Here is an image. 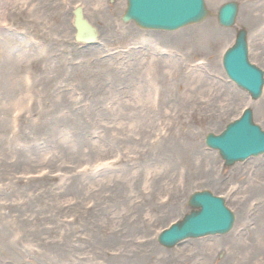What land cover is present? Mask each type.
<instances>
[{
  "label": "rangeland",
  "instance_id": "1",
  "mask_svg": "<svg viewBox=\"0 0 264 264\" xmlns=\"http://www.w3.org/2000/svg\"><path fill=\"white\" fill-rule=\"evenodd\" d=\"M9 1L0 264H264V155L226 168L205 145L246 108L264 131V91L253 101L222 64L245 28L250 62L264 71V0H205L204 22L171 33L123 23L127 0ZM229 2L240 10L225 29L217 15ZM78 6L99 30L95 46L75 42ZM194 31L197 43H184ZM201 191L224 198L232 231L160 246Z\"/></svg>",
  "mask_w": 264,
  "mask_h": 264
},
{
  "label": "water",
  "instance_id": "2",
  "mask_svg": "<svg viewBox=\"0 0 264 264\" xmlns=\"http://www.w3.org/2000/svg\"><path fill=\"white\" fill-rule=\"evenodd\" d=\"M238 12L236 2L225 4L218 12L219 24L232 28ZM209 16L204 0H128L123 21H134L145 30L173 32L200 24ZM74 28L78 43L92 45L98 39L97 30L84 18L80 7L74 11ZM223 66L231 81L248 92L253 100L260 99L264 72L249 61L246 31L238 32L234 45L224 55ZM205 144L218 151L226 167H232L264 154V131L255 124L252 110L246 109L241 118L229 124L220 135L209 134ZM188 206L191 213L159 236L158 242L162 247L172 249L188 239L225 235L234 225V215L226 207L224 199L209 191L194 193Z\"/></svg>",
  "mask_w": 264,
  "mask_h": 264
},
{
  "label": "bare ground",
  "instance_id": "3",
  "mask_svg": "<svg viewBox=\"0 0 264 264\" xmlns=\"http://www.w3.org/2000/svg\"><path fill=\"white\" fill-rule=\"evenodd\" d=\"M2 3L3 2H7L6 3V7H8V8H11V5H10V1L9 0H0ZM12 5H14V3L12 4ZM14 7H19V6H14ZM104 24V23H103ZM106 24V26H105V28H107V27H109L110 25L109 24H107V23H105ZM197 31H194V32H192V33H188V34H185V36H184V38L182 39V41L184 42V43H186V44H190V43H192V42H194V43H197V42H195V41H197L198 39L195 37V35H198L197 33H196ZM164 80H165V82H166V85H167V87H168V80H169V73L168 72H164ZM250 107V106H249ZM257 111H258V113H259V115L262 117V116H264V106H262V107H260V108H257Z\"/></svg>",
  "mask_w": 264,
  "mask_h": 264
}]
</instances>
